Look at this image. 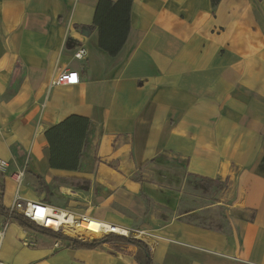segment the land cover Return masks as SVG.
<instances>
[{"label":"crops","instance_id":"1","mask_svg":"<svg viewBox=\"0 0 264 264\" xmlns=\"http://www.w3.org/2000/svg\"><path fill=\"white\" fill-rule=\"evenodd\" d=\"M97 2L0 0L2 206L19 194L141 229L153 264H264V0H132L115 56ZM62 71L78 83L54 84ZM73 114L90 120L78 170L51 169L44 132ZM38 177L92 206L54 205ZM69 243L0 214V261L139 264L125 242Z\"/></svg>","mask_w":264,"mask_h":264},{"label":"trees","instance_id":"2","mask_svg":"<svg viewBox=\"0 0 264 264\" xmlns=\"http://www.w3.org/2000/svg\"><path fill=\"white\" fill-rule=\"evenodd\" d=\"M218 1L211 0L212 6H215ZM131 7L132 0H98L97 2L92 27L98 30V46L110 56H115L120 51L128 37ZM89 125L88 117L73 114L45 130L44 136L49 149V166L51 169L78 170L86 146ZM40 184L45 187L44 181L41 179ZM142 197L149 208L150 200L145 196ZM0 214L28 230L49 234L57 240H68L69 245L76 248L92 249L113 241L125 242L132 246L134 257L139 264H153L148 248L135 238L109 234L93 240L72 239L39 227L22 215L2 206L1 201ZM220 230L227 232L228 227Z\"/></svg>","mask_w":264,"mask_h":264},{"label":"built area","instance_id":"3","mask_svg":"<svg viewBox=\"0 0 264 264\" xmlns=\"http://www.w3.org/2000/svg\"><path fill=\"white\" fill-rule=\"evenodd\" d=\"M86 55V49L79 47L74 53V57L82 59ZM54 84L74 85L78 83V74L76 71H62L53 81ZM10 170L8 161L0 159V172L6 173ZM12 173L15 181L20 183L23 176L22 170H15ZM10 211L18 213L35 223L39 227L60 233L72 239L93 240L98 237H105L109 234H115L123 237H139L143 233L138 228H128L114 223L105 222L101 219L89 216L86 213H74L64 209L54 208L41 200H30L16 194L9 208ZM107 223L106 226H99L98 223ZM97 223V227H90ZM86 224L85 226H83ZM72 233H71V232ZM137 239V238H136ZM0 264H10L0 261Z\"/></svg>","mask_w":264,"mask_h":264},{"label":"rangeland","instance_id":"4","mask_svg":"<svg viewBox=\"0 0 264 264\" xmlns=\"http://www.w3.org/2000/svg\"><path fill=\"white\" fill-rule=\"evenodd\" d=\"M54 186H55L54 183H50L49 185L47 184V186L45 187L44 186H42L41 188L38 187V191L43 190L42 197L45 198L47 201L53 203L54 205L58 207L60 206V207H66L69 209H74L76 211H83L85 208H89L90 206H92L90 204V201H88V199L86 201L76 195L74 196V198H68L67 196L63 194V192H60L59 190H57L58 189L57 187L54 188ZM80 189L84 191V193H89V194L96 193L95 184L82 183V185L80 186ZM62 191H66V189H62ZM217 225H221L220 227L224 226L222 221L212 224L211 226H217ZM96 239H100V237Z\"/></svg>","mask_w":264,"mask_h":264},{"label":"bare ground","instance_id":"5","mask_svg":"<svg viewBox=\"0 0 264 264\" xmlns=\"http://www.w3.org/2000/svg\"><path fill=\"white\" fill-rule=\"evenodd\" d=\"M85 225H86V224H84L83 226H85ZM98 225H99V226H106L107 223L102 222V223H98ZM98 225H97V223H96V224L93 223V224L90 225V227L96 228ZM70 232H71V231H70ZM71 233H72V232H71Z\"/></svg>","mask_w":264,"mask_h":264}]
</instances>
